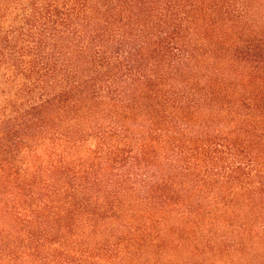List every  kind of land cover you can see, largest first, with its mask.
Wrapping results in <instances>:
<instances>
[{"label": "trees", "instance_id": "obj_1", "mask_svg": "<svg viewBox=\"0 0 264 264\" xmlns=\"http://www.w3.org/2000/svg\"><path fill=\"white\" fill-rule=\"evenodd\" d=\"M0 264H264V0H0Z\"/></svg>", "mask_w": 264, "mask_h": 264}]
</instances>
